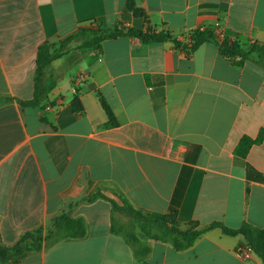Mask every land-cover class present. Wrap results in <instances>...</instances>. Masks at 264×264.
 <instances>
[{
	"label": "crops",
	"instance_id": "1",
	"mask_svg": "<svg viewBox=\"0 0 264 264\" xmlns=\"http://www.w3.org/2000/svg\"><path fill=\"white\" fill-rule=\"evenodd\" d=\"M0 0V244L14 247L28 232L60 215L83 218L87 233L6 264H264L242 259L243 235L210 229L177 251L147 240L146 262L134 259L112 221L128 223L118 207L177 214L183 229L215 222L264 230V140L243 158L244 137L264 131V60L239 65L214 41L186 51L192 35L220 23L232 42L264 47V0ZM167 33L145 43L121 36L100 50L70 43L43 71L37 106L40 46L54 50L80 27ZM102 58V60H100ZM82 72L87 79L76 85ZM78 95L83 111L75 112ZM99 96L110 106L111 125ZM101 194L93 202L86 199Z\"/></svg>",
	"mask_w": 264,
	"mask_h": 264
},
{
	"label": "trees",
	"instance_id": "2",
	"mask_svg": "<svg viewBox=\"0 0 264 264\" xmlns=\"http://www.w3.org/2000/svg\"><path fill=\"white\" fill-rule=\"evenodd\" d=\"M127 7L133 12L134 16L146 18L134 0H129ZM121 36H134L145 43L172 41L176 45L180 44L179 41L174 40L167 33H157L154 30L144 32L138 29H127L122 25L104 27L102 24L92 21L89 25L80 27L74 35L63 42L61 48L58 50H54L50 44L40 46L36 60V95L33 100L21 102V105L37 106L39 104V96L37 93L40 89L44 69L50 66L54 60L62 57L63 50L70 43L77 41L79 43L77 49L82 52H89L91 50L98 51L105 40L116 39ZM210 41L216 43L223 56L235 60L239 65H243L246 61L261 64V61L264 60L263 46L254 43L247 50H244L237 42H232L229 39L219 40L215 32L208 29L200 32L196 31L192 35V45L190 47L186 46L185 50L193 52L200 45ZM99 98L110 124L115 125L116 119L110 106L102 96H99ZM72 108L75 112H81L84 109L78 95L72 101ZM263 140L264 131L260 132L256 139L244 137L235 152L237 155L245 158L251 147L255 144L262 143ZM247 172L250 177L264 180V175L258 173L251 166H248ZM99 197L108 199L101 194H95L87 198L86 201L93 202ZM110 201L116 210H121L130 218V221L125 224L113 220L111 231L125 240L132 249L134 259L138 262H146L149 256L150 247L147 244V240L168 243L177 251H185L191 248L196 240L207 231L215 227H220L226 235H243L247 244L252 247L254 253L264 263V230L262 229L249 224H243L239 228H228L218 222L206 227H200L197 222H190L187 228L183 229L177 214L144 213L127 204L123 207H118L115 202ZM86 233L87 226L83 218H71L65 214L57 216L47 227H41L35 231L26 233L14 247L5 248L0 244V264H6L28 253L41 251L44 247H51L65 239L83 238Z\"/></svg>",
	"mask_w": 264,
	"mask_h": 264
},
{
	"label": "built area",
	"instance_id": "3",
	"mask_svg": "<svg viewBox=\"0 0 264 264\" xmlns=\"http://www.w3.org/2000/svg\"><path fill=\"white\" fill-rule=\"evenodd\" d=\"M204 30H206V29L201 28L197 31L200 32V31H204ZM214 32L217 35V37L219 38V40H221V41L229 39L225 33L224 28L222 27V25L220 23L216 24ZM229 40H231V39H229ZM100 60H102V58H100ZM86 79H87V74L82 72L75 79V83H76V85H79V84L83 83ZM253 253H254V251H253L252 247L249 246L248 244L241 246L237 249V254L242 259L250 258Z\"/></svg>",
	"mask_w": 264,
	"mask_h": 264
}]
</instances>
